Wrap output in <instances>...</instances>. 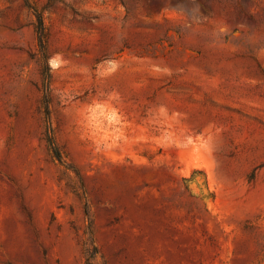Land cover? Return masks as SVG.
Wrapping results in <instances>:
<instances>
[{
    "label": "rangeland",
    "instance_id": "1",
    "mask_svg": "<svg viewBox=\"0 0 264 264\" xmlns=\"http://www.w3.org/2000/svg\"><path fill=\"white\" fill-rule=\"evenodd\" d=\"M0 0V264H264V0Z\"/></svg>",
    "mask_w": 264,
    "mask_h": 264
},
{
    "label": "trees",
    "instance_id": "2",
    "mask_svg": "<svg viewBox=\"0 0 264 264\" xmlns=\"http://www.w3.org/2000/svg\"><path fill=\"white\" fill-rule=\"evenodd\" d=\"M29 8L33 12L35 18L34 30L36 33V41L39 55V63L41 67V77H42V99H41V110L44 122V139L46 142L47 149L51 157L60 165L63 164V155L56 144L53 135V129L50 121V95H49V82H50V67L47 59L46 50V37H45V27L43 24V19L41 12L32 6L30 0H25Z\"/></svg>",
    "mask_w": 264,
    "mask_h": 264
}]
</instances>
